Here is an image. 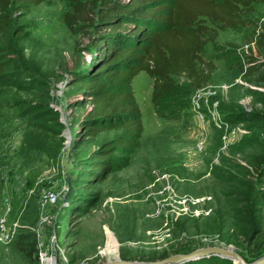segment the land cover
<instances>
[{
    "label": "rangeland",
    "instance_id": "rangeland-1",
    "mask_svg": "<svg viewBox=\"0 0 264 264\" xmlns=\"http://www.w3.org/2000/svg\"><path fill=\"white\" fill-rule=\"evenodd\" d=\"M71 9L69 0H45L13 13L7 34L0 33L7 66L0 156L9 163L0 173V264L151 263L208 246L257 261L264 255V68L247 75L230 55L252 47L260 57L246 43L249 29L220 30L206 45L203 56L217 70L212 83L191 91L192 114L182 120L159 117L153 78L136 75L140 148L99 182L90 158L111 135L91 140L81 126L91 104L70 105V74L91 56L86 31L73 34L64 22ZM254 17L264 22V2ZM20 25L26 31L18 38ZM27 111L39 128L27 132L45 150L30 158L20 150ZM169 264L239 262L212 253Z\"/></svg>",
    "mask_w": 264,
    "mask_h": 264
},
{
    "label": "trees",
    "instance_id": "trees-1",
    "mask_svg": "<svg viewBox=\"0 0 264 264\" xmlns=\"http://www.w3.org/2000/svg\"><path fill=\"white\" fill-rule=\"evenodd\" d=\"M44 1L0 0L1 35L11 27L13 13L23 15ZM69 2L72 9L65 13L64 22L73 34L86 31L91 52L90 60L70 74L68 86L73 87L74 96L70 105L85 108L91 104L81 121L91 140L111 135L95 147L90 158L91 172L99 182L127 166L128 153L140 148L145 129L131 85L140 72L153 78L151 100L156 114L179 121L192 114L191 91L201 90L214 79L217 65L205 58L203 52L208 43L217 40L220 30L249 29L246 43L254 44L260 57L252 47L248 52L235 49L230 55L236 59L238 70L247 75L264 68V22L254 17L256 4L264 0ZM25 31L20 25L15 35L20 38ZM6 68L0 57V81ZM182 78L185 84L181 83ZM259 114L264 117V111ZM23 117L25 129L20 150L25 149V157L30 158L32 152L45 150L34 144L27 132L30 128L31 132L39 129L30 112ZM4 159L0 156V173L9 164ZM36 244L34 238L35 252Z\"/></svg>",
    "mask_w": 264,
    "mask_h": 264
},
{
    "label": "water",
    "instance_id": "water-1",
    "mask_svg": "<svg viewBox=\"0 0 264 264\" xmlns=\"http://www.w3.org/2000/svg\"><path fill=\"white\" fill-rule=\"evenodd\" d=\"M219 254V255H226L229 256L231 258H234L235 260H237L239 262V264H262L264 262V255L261 256L260 258H258L257 261L249 263L246 262L245 259L239 255L238 253L226 249V248H220V247H204L201 249H197L194 251H191L187 254H175L172 256H169L166 259L163 260H157V261H151V263H139V262H129V261H125V260H121L119 258L115 259V261H111V262H106L103 264H169V263H174V262H178L181 260H186L187 258H191V257H196V256H202L205 254Z\"/></svg>",
    "mask_w": 264,
    "mask_h": 264
},
{
    "label": "built area",
    "instance_id": "built-area-1",
    "mask_svg": "<svg viewBox=\"0 0 264 264\" xmlns=\"http://www.w3.org/2000/svg\"><path fill=\"white\" fill-rule=\"evenodd\" d=\"M4 232H6V230L4 231ZM8 237H9V234H8V232L5 234V239L7 240L8 239Z\"/></svg>",
    "mask_w": 264,
    "mask_h": 264
}]
</instances>
